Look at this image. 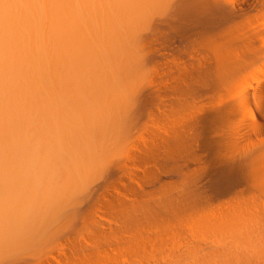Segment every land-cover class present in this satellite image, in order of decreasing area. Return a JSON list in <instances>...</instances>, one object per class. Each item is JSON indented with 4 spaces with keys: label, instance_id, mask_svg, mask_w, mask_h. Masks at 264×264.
Instances as JSON below:
<instances>
[{
    "label": "bare ground",
    "instance_id": "obj_1",
    "mask_svg": "<svg viewBox=\"0 0 264 264\" xmlns=\"http://www.w3.org/2000/svg\"><path fill=\"white\" fill-rule=\"evenodd\" d=\"M162 1L0 0L1 257L102 179L46 264H264V12Z\"/></svg>",
    "mask_w": 264,
    "mask_h": 264
},
{
    "label": "rangeland",
    "instance_id": "obj_2",
    "mask_svg": "<svg viewBox=\"0 0 264 264\" xmlns=\"http://www.w3.org/2000/svg\"><path fill=\"white\" fill-rule=\"evenodd\" d=\"M162 2H164V0L162 1ZM170 2H171V0H167L166 2H164V3H162L161 4V8L160 9H158V13L160 12V10H162L159 14H155L156 16H158V15H160L161 14V16H162V14H164V12H165V10H166V6H169V4H170ZM164 4V5H163ZM233 4H234V6L236 7V9L238 10H241V11H243L244 9H247V8H249L250 6H252V5H256V10H258V11H260V12H264V0H233ZM164 10V11H163ZM255 14H257V12L255 11V12H253L251 15H255ZM154 15V16H155ZM154 16L152 17L153 19H154ZM155 16V19H156V21H158L157 20V17ZM160 17V16H159ZM153 21V20H152ZM154 22H155V20H154ZM154 22H152V24L154 23ZM150 27V26H149ZM148 27V28H149ZM150 29H152L151 27L149 28V29H147V30H150ZM151 31L152 30H150V32L149 31H146V33H145V35H148V38H149V40H150V38H152L153 36L152 35H150L151 34ZM152 33H153V31H152ZM150 36V37H149ZM147 38V39H148ZM153 38H155V37H153ZM199 42V41H198ZM198 49V48H197ZM191 51V50H190ZM190 53V52H189ZM188 52L185 54V53H183V51L180 53V54H185V56H186V59H187V55L189 54ZM176 59V56L175 57H169L166 61H164L163 62V64H159L158 66L159 67H156V64L155 65H153V64H151V65H147L146 66V73H148V75H146L147 76V78L146 79H149V78H155V79H157V78H159V79H165V78H168V79H170L171 77H174L175 76V74H174V72H175V68H174V61H176L175 60ZM177 62V61H176ZM153 65V66H152ZM152 66V68H149V67H151ZM149 69V70H148ZM158 70V71H157ZM149 71V72H148ZM155 73H154V72ZM150 73V74H149ZM152 74V75H151ZM149 75H151V76H149ZM170 77V78H169ZM3 172V171H2ZM1 172V173H2ZM5 172V171H4ZM3 172V173H4ZM2 173V175H4V176H6L7 175V173H6V175L5 174H3ZM12 174H13V172H11ZM16 174H18L17 173V171H16ZM9 178H11V177H9ZM9 178L7 179V178H5V179H1V182H2V186H1V188H0V190L2 189L3 191H9V189H10V192L13 190V189H11V188H9V186H11V187H13V186H15L14 185V183H16V181L13 183V181H9ZM94 180H95V178H93ZM100 181H98L97 180V182L96 181H93V182H96V183H94V184H92V186H90V183H88V182H86L84 185L86 186V185H88V186H86L87 188H85V186H84V188H83V186L82 187H80V188H76V190H78V192L79 193H77V191H75L77 194H76V196H75V194L73 195V196H69V197H73V199H72V201H70V198L68 199L69 200V202H74L73 204H72V206H71V203H70V206L68 207V208H66L68 205H69V202L67 201V203H64V202H61L60 201V203H56L57 205H54V206H52L53 208L52 209H55V210H57L58 212H57V216L55 215V213H56V211L54 210V211H52V210H48V211H50V212H48L47 213V209L45 210L46 211V213H45V215H41V214H38V216H45V219L46 218H48L49 219V217H51V215L52 214H54V218L55 219H52L51 218V220L50 221H48L49 223H50V225L45 221H42V222H44L43 224H41L39 221V219H41V217H38L37 218V220H38V222L40 223V227H39V229H38V227H36L37 229H38V231L39 232H44V234L43 235H46L45 233L48 231L49 232V230H50V232L48 233V241L46 242L45 241V243L47 244L48 242V244L46 245V244H44L43 242H44V240H46L45 238H47V236H44V237H41V238H43L44 240H39V241H41L40 242V244L41 243H43L42 245H40V246H42V247H40L39 246V241L37 240V239H40V237H39V234H37L38 235V237L37 238H35L37 235H35V239L34 240H36V241H28V239H26L27 241H28V243L26 242V241H24V242H26V244H24L23 245V243H22V248L19 246V245H17V246H19V247H17L16 246V250L15 249H13V248H10V249H13V250H11V251H13V252H11V253H6V254H3L2 255V257L0 256V264H46V257L48 258V256L49 255H51V256H53L54 254H57L56 252H58V253H62L63 251H64V249L63 248H65V250H66V246L68 245H70V239L69 238H73L74 236H75V238L78 236V239H80L82 236H86V234H84L87 230H85V227L83 228L82 226L84 225V220L85 219H88L89 220V217H90V214L92 213L91 211V209H93L94 208V204H96V199H94L95 197H92L90 194L92 193V192H90L88 189L90 188V190L93 188V186H95V185H97V184H102V179H99ZM90 182V181H89ZM18 183H19V181H18ZM17 183V184H18ZM16 184V185H17ZM9 185V186H8ZM7 186V187H6ZM92 187V188H91ZM15 188H16V186H15ZM14 190H16V189H14ZM75 190V189H74ZM74 190L72 191V193H74ZM93 190V189H92ZM91 190V191H92ZM2 191V192H3ZM85 193H84V192ZM1 192V191H0ZM81 192H82V196L81 197H84L83 198V200H85V202L87 203H85L84 201H82V199H81V197H80V194H81ZM90 193V194H89ZM78 195V196H77ZM77 197V200L79 199V201H76V199H75V197ZM90 197V198H89ZM74 200V201H73ZM87 200V201H86ZM92 200V201H91ZM81 202V203H80ZM80 203V205H78ZM94 203V204H93ZM87 205H91L90 207L89 206H87ZM28 206V205H27ZM80 206V207H79ZM62 207V208H61ZM92 207V208H91ZM73 208V209H72ZM76 208H78L77 209V211H75V209ZM89 209V211L90 212H88V209ZM41 209H45V208H41ZM40 209V210H41ZM51 209V208H50ZM61 209H63L62 211H61ZM68 209V210H67ZM71 209V210H70ZM74 211V215H73V213L72 212H70V211ZM42 211V213L44 214V211L43 210H41ZM41 211L39 212V213H41ZM52 211V212H51ZM59 211H61V213L59 212ZM80 211V212H79ZM24 212V211H23ZM54 212V213H53ZM71 213V216L73 215L74 216V218L73 217H70V215H68V213ZM50 213H52L51 215H50ZM67 214V215H64V214ZM69 213V214H70ZM50 216H49V215ZM61 214H63V216L61 215ZM83 215V217L85 218H83L82 216H81V218H80V215ZM61 215V216H60ZM75 215H76V217H75ZM42 217V218H43ZM57 217V218H56ZM60 218V219H59ZM62 219V220H61ZM43 220V219H42ZM54 220V221H53ZM55 220H57V221H55ZM59 220L61 221V222H59ZM37 222V221H36ZM35 222V225L37 226L39 223H36ZM56 222V223H55ZM81 222H83V223H81ZM61 223V224H60ZM87 223V222H86ZM80 224H82L81 226H80ZM34 224H33V226H31V228L32 227H34L35 226ZM61 225V226H60ZM65 225V226H64ZM76 225V226H75ZM25 226V225H24ZM23 226V227H24ZM30 226L28 227V228H30ZM39 226V225H38ZM68 226H70V227H72L71 229H73V230H71V229H69L70 227H68ZM77 226H79L80 227V230L79 229H77V228H79V227H77ZM85 226H86V224H85ZM73 227H77V228H73ZM82 227V228H81ZM26 228V227H25ZM27 228V229H28ZM30 228V229H31ZM35 228V227H34ZM32 229L31 231L32 232H35L34 230L35 229ZM61 228H63L62 230H61ZM87 228V227H86ZM65 229H67V234L68 233H70V234H68L67 236H64V235H66V230ZM64 230V232H62ZM70 230V231H69ZM84 230H85V232H84ZM29 231V229L28 230H26L25 231V233H26V236H27V238H29L30 240H32L31 239V237L30 236H32L33 237V234H31L30 235V231H29V234H27V232ZM37 231V230H36ZM73 231H75V232H73ZM81 231V232H80ZM38 232V233H39ZM55 232V233H54ZM88 232V231H87ZM58 234V235H57ZM73 234V236H71ZM78 234V235H77ZM88 234V233H87ZM29 235V236H28ZM54 235V237H57V236H59V237H57V239L55 240L54 239V237H52ZM56 235V236H55ZM64 236V237H62V236ZM40 236H42V235H40ZM50 237H51V239L52 240H50ZM26 238V237H25ZM24 238V239H25ZM66 238V239H65ZM63 239V240H62ZM64 239H65V242H64ZM57 241V243H53L54 245L53 246H51L52 245V242H50V241ZM66 240L68 241V242H66ZM54 241V242H55ZM60 242V243H59ZM63 242V243H62ZM38 243V244H37ZM51 243V244H50ZM66 245H65V244ZM36 244V245H35ZM57 244H58V246H57ZM61 244V245H60ZM63 244V245H62ZM44 245V246H43ZM50 245V246H49ZM47 246V247H46ZM57 246V247H56ZM63 246V247H62ZM55 247H56V249H55ZM17 248H19L18 250H17ZM21 248V249H20ZM50 248H52V249H50ZM54 248V249H53ZM44 249H46V250H44ZM49 249V250H48ZM15 250V251H14ZM20 250V251H19ZM41 250V251H40ZM44 251V253H46L47 252V255L45 256L44 255V253H42L43 251ZM56 252H55V251ZM19 251V252H18ZM46 251V252H45ZM8 252H9V250H8ZM18 252V253H17ZM24 254H23V253ZM51 254H50V253ZM22 253V254H21ZM49 253V254H48ZM24 255V256H23ZM10 259H9V258ZM2 258V259H1ZM12 258H14L15 260H17V261H14V263H12ZM7 259V260H6ZM9 259V260H8ZM11 260V261H10Z\"/></svg>",
    "mask_w": 264,
    "mask_h": 264
}]
</instances>
